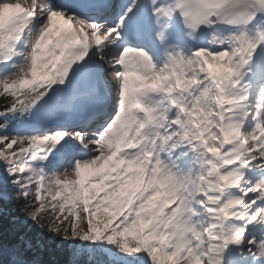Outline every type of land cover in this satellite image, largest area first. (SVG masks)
<instances>
[{
  "label": "snow or ice",
  "instance_id": "obj_1",
  "mask_svg": "<svg viewBox=\"0 0 264 264\" xmlns=\"http://www.w3.org/2000/svg\"><path fill=\"white\" fill-rule=\"evenodd\" d=\"M0 264H264V0H0Z\"/></svg>",
  "mask_w": 264,
  "mask_h": 264
}]
</instances>
